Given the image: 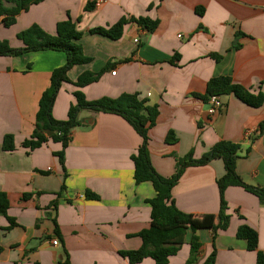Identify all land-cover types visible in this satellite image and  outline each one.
<instances>
[{"label": "crops", "instance_id": "0c3cea01", "mask_svg": "<svg viewBox=\"0 0 264 264\" xmlns=\"http://www.w3.org/2000/svg\"><path fill=\"white\" fill-rule=\"evenodd\" d=\"M87 3L93 8L84 12ZM140 17L158 21V27L147 33L129 23L117 40L81 37L78 44L90 62L68 71L53 118L66 120L80 75L102 72L98 81L80 89L86 100L136 93L158 106L156 124L148 131L149 157L158 175L170 177L176 159L190 151L198 159L228 141L240 147L236 172L242 181L264 187V135L259 134L264 105L252 108L232 95L222 96L223 109L208 115L199 98L207 82L219 76L253 94L264 92V0H44L17 16L11 27L0 23V41L22 48L16 36L33 24L54 35L57 23L69 18H79L76 29L86 32ZM65 63V54L55 51L0 56V192L17 223L6 230L8 222L0 216V264H59L65 259L70 264H129L119 252L138 249L136 234L150 225L147 201L156 193L150 182L134 181L130 157L141 139L120 116L82 111L64 150L51 141L33 151L21 147L35 128L38 102L52 71ZM169 134L174 142H166ZM5 135L14 137L13 152L2 150ZM62 150L63 166L55 155ZM224 173L220 159L187 168L172 190L176 207L197 220L217 215L216 181ZM224 199L230 221L214 239V264H257V252L264 254V206L241 187H228ZM242 225L257 233L256 251L236 237ZM197 236L201 247L193 264H203L212 251V232L200 229ZM190 238L188 231L167 264H186ZM138 264L155 263L147 258Z\"/></svg>", "mask_w": 264, "mask_h": 264}, {"label": "trees", "instance_id": "16d2710c", "mask_svg": "<svg viewBox=\"0 0 264 264\" xmlns=\"http://www.w3.org/2000/svg\"><path fill=\"white\" fill-rule=\"evenodd\" d=\"M44 0H0L1 25L9 28L16 23L17 16ZM92 3H87L84 12L92 10ZM200 13V10H196ZM75 21L70 18L57 23L54 35L48 34L40 27L33 24L26 30L17 34V39L23 44L22 48H12L8 41H0V56H19L30 52L55 51L62 52L66 56V63L52 71L49 87L41 94L38 102V110L35 115V128L31 135L24 139L21 147L33 151L42 147L47 142L60 143L63 150L68 146L70 135L74 128L80 125L79 114L82 111L93 113L114 114L123 118L137 133L141 143L130 159L134 166V181L136 184L150 182L155 190V197L148 200L150 206V225L136 234L141 239V246L136 250L121 251L120 256L127 259L129 264L141 263L144 259H151L155 264H167L169 258L176 255L184 242L185 235L191 232L189 242V258L186 264H193L199 253L201 244L197 231L209 229L212 232V251L203 264H214L215 247L214 239L221 230L229 226L230 218L226 214V202L224 192L228 187H241L246 192L254 195L259 203L264 206V187H255L245 184L236 172V163L239 159L240 147L237 144L220 141L210 148L202 157L195 159L193 152L176 159L175 172L170 177H161L151 165L148 149V131L156 124L159 114L157 105H150L148 100L138 94L124 93L117 98L102 97L88 101L80 91L83 87L98 81L101 73L86 72L80 75L74 85L79 88L72 93L75 103L67 112L66 120H56L52 116V107L56 95L62 83H68V71L75 65L87 64L90 59L82 51L78 41L84 34H97L112 40L122 36L123 28L129 23H134L141 29L152 33L158 27V21L148 18H122L108 28L95 27L86 32L76 29ZM215 61L221 60L220 55H212ZM264 85V83H262ZM232 95L243 104L259 108L264 105V92L251 93L248 89L234 84L231 78L219 76L211 78L207 82L206 91L199 96L203 102H207L211 96ZM259 134L264 135V122L259 125ZM170 137L167 143L174 142ZM2 150L13 152L15 150L14 137L5 135L2 140ZM55 153L60 164H64V151ZM214 159H220L224 165V175L216 181L219 192V211L217 215H206L201 220L195 219L190 214L180 211L174 202L172 190L178 183L184 171L189 167L204 166ZM25 195L24 197H27ZM88 198L97 199L95 195H86ZM53 205H56L54 202ZM9 202L4 193L0 192V216L6 218L8 226L6 230L17 227L15 219L8 215ZM236 237L246 242L247 250L256 251L258 235L246 225H242L236 232ZM59 264H70L67 259L59 261ZM257 264H264V254L257 252Z\"/></svg>", "mask_w": 264, "mask_h": 264}, {"label": "built area", "instance_id": "2783aa9c", "mask_svg": "<svg viewBox=\"0 0 264 264\" xmlns=\"http://www.w3.org/2000/svg\"><path fill=\"white\" fill-rule=\"evenodd\" d=\"M138 41H139L138 39L134 40L135 43H138ZM112 74L114 75L115 72H112ZM206 104H207L208 115L216 114L223 109V102L221 100V97L219 96H211L206 102ZM52 244L56 246L58 244L57 240H54Z\"/></svg>", "mask_w": 264, "mask_h": 264}]
</instances>
